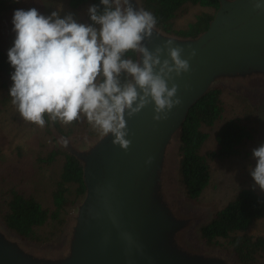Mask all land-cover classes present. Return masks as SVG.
<instances>
[{
	"label": "water",
	"instance_id": "95a60500",
	"mask_svg": "<svg viewBox=\"0 0 264 264\" xmlns=\"http://www.w3.org/2000/svg\"><path fill=\"white\" fill-rule=\"evenodd\" d=\"M110 1L136 46L118 119L83 138L49 120L57 148L83 167L85 193L63 236L45 243L23 238L0 216V264H239L201 238L213 216L179 203L193 200L177 181L173 151L179 156L182 124L211 88H247L264 115V0H220L197 36L163 30L142 0Z\"/></svg>",
	"mask_w": 264,
	"mask_h": 264
},
{
	"label": "trees",
	"instance_id": "16d2710c",
	"mask_svg": "<svg viewBox=\"0 0 264 264\" xmlns=\"http://www.w3.org/2000/svg\"><path fill=\"white\" fill-rule=\"evenodd\" d=\"M67 2L74 10L89 7L84 24L87 31L103 22H124L110 0H67ZM142 2L157 26L179 36H197L208 29L220 6V0H142ZM188 3L212 8L214 12H201L187 27L175 29L176 13ZM29 7L26 0H0V32L9 33L13 29L22 31L24 27H30L31 20L27 12ZM32 35L36 36V33ZM33 39L35 37L31 40ZM31 40L28 50L22 56L23 60L19 61L4 49L0 39V111L18 95L20 102L29 109L37 111L45 122L49 123V120L53 119L60 132L73 134L84 127L79 124L82 121L79 111L74 110L60 120V109L50 104L36 88L32 79V61L36 60L38 65L49 66V70L54 71L55 65L58 64L55 52L42 40L38 39L34 42ZM107 56L119 70L102 75L95 84L94 90L102 106L113 112L112 122H114L136 61V46L126 25L109 39ZM223 91L222 87L209 89L190 108L180 130V183L185 195L192 200H199L210 184L211 162L238 154L241 146L253 137V131L249 126L238 119H230L215 133L217 147L206 148L210 138L208 129L212 128L224 113ZM81 115L83 116V113ZM83 120L86 121V117ZM84 125L91 134L97 128L96 123L91 119ZM59 156L63 157V164L52 191L53 209L44 207L34 196L25 195L16 189L10 191L6 209H1L8 226L25 239L50 240L60 231L67 208L73 206L85 193L83 167L73 155L53 147L43 161L53 163ZM262 218H264V194L254 188H244L216 211L210 221L200 227V235L210 245L222 244L220 239H224L225 244L222 245L228 247L239 264H264V236H255L249 232L254 222ZM45 226H50L51 230L41 232Z\"/></svg>",
	"mask_w": 264,
	"mask_h": 264
},
{
	"label": "rangeland",
	"instance_id": "374dc122",
	"mask_svg": "<svg viewBox=\"0 0 264 264\" xmlns=\"http://www.w3.org/2000/svg\"><path fill=\"white\" fill-rule=\"evenodd\" d=\"M26 1L30 6L27 10L31 20L30 27H24L22 31L13 29L9 33L0 32L1 45L19 61L23 60L22 56L28 50L33 37L35 39L31 41L42 40L48 48L54 50L58 63L54 71L49 70V66L38 65L36 60L32 61V79L36 88L53 107L60 109V120L74 110L79 111L82 120L79 124L84 127L73 134L65 135L83 138L105 133L112 128L119 115L116 121L112 122L113 112L102 106L94 88L102 75L119 70L107 56V45L109 39L118 34L126 24L120 21L103 22L87 31L84 24L89 7L74 10L69 7L67 0ZM201 12L213 13L214 10L196 4H185L176 13L174 28L187 27ZM34 33L36 36L32 35ZM233 81H237V78ZM260 85L259 83L258 86ZM238 90L224 88L222 94L225 103L224 113L222 118L208 129L210 138L206 148L217 147L215 133L230 119H238L249 126L253 131V137L241 146L238 154L211 162V181L199 200L190 202L185 199L188 201L186 204L179 202L181 205L201 211V218L204 220H209L241 189L254 188L264 194V115H259L252 92L247 88ZM84 117L86 121L91 119L96 123L97 128L93 134L87 131ZM53 147L57 148L48 123L37 111L22 104L18 95L2 108L0 111L2 218L4 217L1 209H6V201L9 200L12 189L25 195H32L44 207L53 209L52 191L63 164V157L60 156L53 163L43 161ZM173 163L177 173L178 147L173 151ZM177 181L181 182L180 176L177 177ZM79 200L67 208L60 231L51 239L60 237V234L63 236L65 221ZM50 230V226H45L41 232ZM249 232L255 236H264V218L254 222ZM220 240L225 244L224 239ZM222 244L214 247L227 250L228 247Z\"/></svg>",
	"mask_w": 264,
	"mask_h": 264
}]
</instances>
